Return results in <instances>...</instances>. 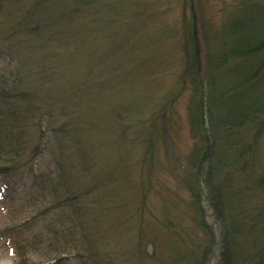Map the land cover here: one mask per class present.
<instances>
[{"label": "trees", "instance_id": "16d2710c", "mask_svg": "<svg viewBox=\"0 0 264 264\" xmlns=\"http://www.w3.org/2000/svg\"><path fill=\"white\" fill-rule=\"evenodd\" d=\"M230 1L236 6L223 15L219 29L205 39L202 58L194 0H180L186 43L182 89L187 87L190 91L187 123L192 142L186 156L175 153L172 141L159 137L157 132L159 121L163 119L165 125L169 111L176 105L177 94H167L158 105L152 100L148 112L144 107L151 95L118 103L124 115L119 120H129L128 127L134 130L142 149L139 180L128 188L131 195L126 204L131 213L121 220L129 243L128 249L119 252L124 260L136 257L142 264H210L216 251V264H264V164L258 159L261 147L264 148V21L250 25L237 22L264 14V0ZM139 2L38 0L29 18L24 14L18 20H7L5 31L0 32V44L7 41V36L23 38L17 50L27 51L32 68L26 79L29 85H25L17 78V69L25 65L22 54L5 53L16 65L10 72L0 74V177L7 172H25L32 181L24 201L14 203L15 198L8 197L11 207L7 208V215L20 219L22 226L41 218L46 221V234L51 236L41 239L46 238L41 233V238L33 237L24 246L14 240L12 244L19 245L17 264H35L28 259V253L41 248L45 251L44 255L39 254L43 264H67L64 255L77 260L76 264L119 263L115 256L99 248L109 234L108 229L103 230L100 217L107 213L118 215L114 213V202L109 200L113 184L108 179H93L94 163L87 159V152L82 153L84 146L74 147L73 153L80 154L78 159H65L72 155L69 142L74 136L68 137V120L58 121L53 111L57 106L61 117H67L68 108L61 104L70 93H59L64 92L60 82L57 91L48 87L45 78L49 75L44 78L43 72L47 66L54 70L71 66L83 54L88 59L95 58V48L88 47L101 34L111 38L112 45L102 61L114 59L117 54L129 61L136 45V40L132 41L135 24L150 13L162 12L139 8ZM4 8L6 5L0 0V17L6 15ZM103 14L107 16L104 20ZM142 36L145 35H139V39ZM142 40L144 51L159 39L147 43ZM134 61L130 65L134 78L121 76L123 67L117 70L113 62L106 79L109 81L100 82L98 78L97 88L116 86L123 95L132 89L129 85L137 86L147 75L141 70L146 62ZM163 63L157 60L154 65ZM35 66H42V70L35 71ZM39 76L41 89L46 91L40 100L36 92L27 91V86L38 82ZM121 77L124 80H119ZM110 98L112 102L113 97L108 95ZM89 100L100 106L105 101L100 93ZM35 103H41L38 112L31 106ZM111 123L123 131L119 122ZM50 140L66 149L58 148L53 163L42 168L44 157L55 154L48 145ZM164 158L167 164L163 163ZM179 159L183 160L182 167ZM164 169L178 180V189L172 191L165 183L155 181ZM92 172L94 176L90 175ZM117 188L116 195L124 204L127 199H122L120 193L125 186L116 185ZM96 196L106 203L96 200ZM150 196L158 199L156 206L149 207ZM149 219L160 229L156 235L147 227Z\"/></svg>", "mask_w": 264, "mask_h": 264}, {"label": "rangeland", "instance_id": "374dc122", "mask_svg": "<svg viewBox=\"0 0 264 264\" xmlns=\"http://www.w3.org/2000/svg\"><path fill=\"white\" fill-rule=\"evenodd\" d=\"M37 1L38 0H2V2L6 5V8L3 9V11L6 12V15L0 17V32L5 31V23L7 20H18L20 19L19 17L24 14L29 18L32 14L31 8ZM139 1V8L162 10V12L157 15L150 13L148 16L141 18L135 24L136 32L132 37V41L135 43L134 40H136V45L135 50L131 51L132 53L129 54V61L124 59L119 54H117L114 59L104 60L105 62L102 61V57L112 45L109 41L111 38H105L103 37V34H101V37H98L99 40H97V37L95 36L97 42L95 41V44H90L88 47V50L95 48L93 51L96 55L95 58L88 59L86 54H83V56L76 57L75 61L71 62V66H64L56 70L47 66L46 70L43 72L44 78L46 74L47 76L49 75V78H45V81L49 83L48 87L57 91L56 87L60 82L63 85L61 90H64V92L59 93L61 95L65 92L70 93L68 94L70 97H67V100L61 104L62 106H66L68 108L67 112L69 114L67 117H61V109H56L57 106H55V110L53 111V115L57 116L58 121L61 122L68 120L67 122L70 123L68 125V137L70 138L74 136V138H70L72 142H69V145L73 148L71 151L72 155L66 156L65 159L69 157L78 159L80 154L73 153L75 152L74 147L78 146L82 148L84 146L82 153L87 152V159L90 163H94V175L96 177L93 179H108L109 183L113 184V187L110 188L112 198L109 197V200L114 202V205L117 208V211L114 213H118V215H111L110 213H107L105 217L103 215L100 217L103 222V230L108 229L109 234L106 235L105 241L101 242L102 246L99 248L103 253L106 251L110 255L115 256V260L119 262L118 264L143 263H141L136 257L132 260H129L128 258L124 260L123 255L119 254L122 250L129 248V243L125 240L127 234L126 227L125 225H123V227L121 226V220L125 219L126 216L131 213V211H129V206L126 204L131 195L128 188L129 186H135L136 182L139 180L140 166H138V164L142 155V149L140 148V144L135 140L133 133L134 130L128 127L129 120H124L123 122L119 120L123 118L124 115L121 114L118 103L125 101V99L134 100L136 98L140 100L144 96L146 97L151 95L146 98V105L144 107V110L147 108L146 112H148L152 108V100L157 102L156 105H158V103L162 100L165 101L167 94H177V103L169 111L167 122L163 125V119H161L158 123V136L165 137L172 141L174 147L173 149L179 156H186L192 146V142L189 139L187 123V103L190 98V91L187 87L185 90L182 89V87H184L182 84V81L184 80L182 70L185 67L183 49H185L186 43L184 32L181 29L182 20L180 19V0ZM235 6L236 5H233L230 0H194L193 10L197 19L202 58H204L205 52V39L214 33V31L219 29L220 23L224 18L223 15L225 13H229ZM36 15L37 10L34 12V17ZM106 17L107 16L104 14L101 16L103 20L106 19ZM263 21L264 14H259L257 16L254 15V17L249 20H245L243 18L237 22L241 25H250L252 23L255 24ZM25 26H27V23ZM141 34L145 35L144 37L142 36L143 40L142 37L139 39V35ZM102 37L103 39L101 40ZM7 38L8 39L4 44H0V74L10 72L14 64L16 65L15 61H13V63L10 62V58L5 53L10 52L16 55L22 54L21 57L25 59V65L23 68L17 69V78L20 81L22 80L25 85H29L26 83V79L29 75V71L32 69L30 67L31 64L29 63L30 56L27 55V51L22 53L17 50V45L21 44V40L23 38L20 36L18 38H9L7 36ZM91 38L95 39L92 36ZM154 38L155 42L157 39L159 40L156 43H153V47H147L143 51L140 46L141 40L143 43H147L150 40L152 41ZM127 39L128 36L125 40ZM153 54L155 55L151 58ZM133 57L138 58H134V61V59L132 60ZM140 60L141 62H146V66L142 67L143 69L141 70L147 72V75L142 78L140 82H137V86H133L132 84L129 85L132 87L131 90H126V92L121 95V92L119 91L120 88L116 86L114 89H110L111 86L107 87V84L105 88H97L99 84L97 82L100 81L107 83L109 81V79H106L113 62L116 63L115 68L117 70L120 69V67H123V70L120 71V75H126V77H123L129 79L134 78L135 76V74L131 72L130 65L133 61L136 63ZM157 60H162L164 63L155 67L154 64ZM34 70L41 71L42 66L40 68L35 66ZM98 78L99 81H96ZM36 79H38V82H31V86H27V91L36 92V96L40 100L44 98L43 94L46 91L45 89H41L42 76H39V78L37 77ZM119 80L124 79L121 77ZM126 81L129 82V80ZM97 93H100L101 100H105L102 101L101 106L97 101L93 102L89 100ZM108 95L113 97L112 102L111 98L108 99ZM121 98L124 100H121ZM16 106L19 107L20 104H16ZM31 106L34 107V111L38 112L41 107V103L31 104ZM20 109H25V106H21ZM40 113H42V110ZM115 120L120 123V128L123 129L122 132L115 128L111 123ZM36 122L38 123V119H36ZM72 132H74V134ZM47 135L50 134L47 133ZM48 145L51 146L53 149L51 151H54L55 154L52 156L47 154L44 157L42 168L53 163L58 148L66 149L64 147L65 145L56 144L55 140H50ZM86 145L87 149H85ZM258 159L264 164L263 147H261ZM179 160L181 162L179 166L182 167L181 164H184L183 160ZM164 162H168V160L164 158L163 163ZM258 169H261V167ZM177 170L179 173H183L181 168H177ZM111 171L112 173L109 174ZM175 172L176 171H174V173ZM188 174H190V172H188ZM90 175L94 176L93 172ZM156 176L157 178L155 181L162 184L165 183L168 189L173 188L172 191L178 189V180L172 177L170 170L164 169ZM31 184V178L25 172H16L13 174L12 172H7V175L0 177V264H17V262H19V257L16 254V246H19L18 244L24 246L25 244L33 241V237L39 236V238H41V233L46 235V238L41 239L46 240L51 238V236L46 234L47 229L44 227L46 223L45 220L38 218L33 220L32 224L22 226L20 219H17L16 217L12 219V217L10 218L7 215V208L11 207V205L8 206V201L10 200L8 197H14V203H17L20 200L24 201L30 192L29 189L32 188ZM116 185L125 186L120 193V197L122 199H127L124 201V204L116 195V191L118 190V188L115 189ZM138 191L139 201L141 189ZM96 200L106 203L104 199L98 196H96ZM157 201L158 199L150 196L149 207L156 206ZM29 214L34 215L32 213ZM115 216L118 217V220ZM117 222L118 224L116 225ZM147 227L154 234L160 231V229L156 227L150 219L147 222ZM11 228L14 230L13 232H10ZM14 240L15 243L18 242V244H12ZM36 241H39V239ZM28 254V259H30L31 262H36L35 264H43V260H41V257L39 256V254H45L43 248L31 253L29 252ZM216 254L217 252L215 251L214 259L211 260L210 264H216ZM64 256L67 257V264H76L77 260L70 257V255Z\"/></svg>", "mask_w": 264, "mask_h": 264}]
</instances>
